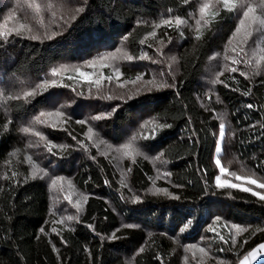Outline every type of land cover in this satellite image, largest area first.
<instances>
[{
    "label": "trees",
    "instance_id": "1",
    "mask_svg": "<svg viewBox=\"0 0 264 264\" xmlns=\"http://www.w3.org/2000/svg\"><path fill=\"white\" fill-rule=\"evenodd\" d=\"M32 2L0 0V31L21 23L32 29L0 39V125L11 121L0 128V264H237L264 243V201L215 183L217 158L230 172L264 182V41L253 45L254 34L241 44L242 14L221 10L196 39L197 0H34L39 14ZM176 16L187 23L153 27ZM233 47L244 52L237 56ZM144 53L150 59L123 58ZM225 56L253 63L232 65ZM53 69L61 70L53 76ZM41 112L52 113L46 124L35 123ZM128 143L144 155L117 151ZM38 169L47 175L31 179ZM234 226L248 231L236 235Z\"/></svg>",
    "mask_w": 264,
    "mask_h": 264
},
{
    "label": "snow or ice",
    "instance_id": "2",
    "mask_svg": "<svg viewBox=\"0 0 264 264\" xmlns=\"http://www.w3.org/2000/svg\"><path fill=\"white\" fill-rule=\"evenodd\" d=\"M184 3H188L189 0H183ZM197 2L199 3V18L195 20V25H196V39H202L203 37V28L205 27H209L211 23L216 22L217 17L220 15V11L223 10L226 13H235L237 14L238 18L239 16L242 14V19H239V26L235 29L236 33H240L241 29L245 30V35H244V39L241 40V44H247L249 38H252L255 34V40L253 41V45H255L256 41H264V0H257V2H254V0H208V2H203V0H197ZM29 8H32L34 10V12L36 14H39L43 9H42V5L40 3H35L34 0L32 3L28 4ZM259 9V12H258ZM77 12L79 11H83V9H77ZM171 11V10H169ZM54 15V13H53ZM75 17H73L74 19ZM42 22V21H41ZM187 21L185 19H182L179 16H176L174 18H167L162 20L160 23L154 25V28H158L161 26H167V27H173L175 26L177 29L181 28L184 24H186ZM27 29V31L31 32L32 29L27 27L25 24L21 23L19 25L18 28H12L10 30L7 31H0V39H7L9 36L16 34V35H20L22 34V31ZM181 35H183V32L180 33ZM150 36L155 37L156 36V32L155 30H153L150 34ZM31 39H38L37 36L32 35L30 37ZM141 43H144V40L140 41ZM119 51V50H118ZM232 52H235L237 56L240 55L241 52H244V48L241 47L240 51L237 52V49L235 47H233L231 49ZM115 57H113L114 59ZM124 59H126L129 62H132L135 59H139V60H144V59H150V57H148L147 53H144L142 55H140L139 57H134L132 55H128L125 54ZM98 60H106L108 59L107 56H101L97 58ZM175 59V58H173ZM226 60H231L232 65H237L240 63H245L247 65H250L253 63L252 60H238L235 56L229 57V56H225ZM261 59H264V56L261 57ZM97 63V60H93L90 62L89 66H94ZM260 61L257 60L256 61V65L257 68L259 67ZM105 67H107L108 65H104ZM64 67V66H62ZM61 69H53L52 70V75L56 76L59 74ZM64 70H67L66 67H64ZM225 70L226 71H230V72H237L238 68L237 67H230L228 65H225ZM76 71L79 73V75L81 77H83L86 81H89L90 83H94L95 85L99 86L101 84V80L97 79V80H92L91 79V74L89 73H85L80 71L79 69H76ZM114 71L117 74V79L119 78L120 72L119 69H114ZM260 72L256 71L253 73V75H259ZM241 76H245V78L247 79L248 77L246 76V74L244 72H240ZM221 76H223V73H221ZM103 79H108L111 80L112 77L108 76V77H104ZM142 80V76H137L135 80L130 81V83L132 84H136L138 81ZM220 83H223V81H217ZM149 83H152L151 81ZM45 84H47V82H45ZM56 81L53 80L51 81V85L55 86ZM121 87H123L124 85L121 84ZM45 85H37V88H44ZM164 87H172V85H169L167 83H161L159 85H157V88H164ZM139 92L137 91L136 93H133L131 96H129V99L133 98V96L138 95ZM247 94V93H246ZM36 95L35 91L32 92H26L25 93V97H33ZM9 99H12V97H9ZM211 99V98H210ZM248 108H252L253 105L252 104H248L247 105ZM46 115L51 116L52 113H44L41 112L39 116L36 117L35 119V123L37 124H46V120L42 119L43 117H45ZM56 116L59 117H63L64 113L63 112H56L55 113ZM101 116H96L93 117V119L99 120L101 119ZM65 123L67 121H64ZM11 123V121H7L5 122L3 125H0V128L7 130L9 124ZM78 123L80 124H85L86 121H78ZM49 126H54V125H49ZM158 127L163 130L165 128H169L171 127V125H167V124H162V125H158ZM22 132H24L25 134H32L35 135L37 137H40L41 140H44L45 137L39 132L34 130L33 128L30 127H25L21 129ZM3 133L0 132V135H2ZM94 133H93V129L91 127H89L88 129V138L92 139ZM225 135H226V126L221 123L219 125V131H218V137H219V141L220 143L217 144L216 146V153L219 154L222 151V143L225 140ZM75 138V137H74ZM141 139L144 140H149V139H155L156 135L152 134V135H148V136H141ZM137 139V137H133L132 140L135 141ZM47 149L48 152L53 153V148L56 147L55 145H52L51 142L47 143ZM61 148H64L65 146H59ZM19 150L17 149L16 151L12 152L10 155L11 156H16L17 152ZM117 151H120L122 153L123 156L125 157H130L132 156V153H135V156H142L144 155V153H142L140 151V149L138 148H134L132 143H128L123 145L122 148L117 149ZM55 154V153H53ZM163 155V153L161 154V156ZM147 158V157H145ZM160 157H156V159H159ZM27 160L31 161L32 158L26 157ZM133 163H135V159L133 158L132 160ZM215 164L219 170V174L216 175L215 177V183H216V187L217 188H238L241 191H245V192H251L253 196H256L259 198V200L264 201V194L254 191L252 188L250 187H243L241 184L238 183H233L230 179H222L223 176L225 175H230L232 178H234L237 181H245L246 183L250 184V185H255L256 188L259 189H264V182H261L255 178H253V175H238L236 172H230V170L226 167V166H222L221 163V159L217 158L215 160ZM129 171H131V169H129ZM16 173H13V176H15ZM47 175V173L44 171V169H38L36 171H33L32 175H31V179L36 180V179H44V176ZM7 178V177H6ZM58 179H62V178H58ZM52 185L55 186L57 184V180H52ZM126 186V185H125ZM66 199H68V197H65ZM178 198V197H176ZM86 199V197H85ZM137 200L139 199L138 197L136 198ZM67 220L71 221L76 219V217L74 216H68L66 217ZM219 220V218H217ZM59 223H63V221H59ZM91 227V226H90ZM128 227H131V225H129ZM235 227V232L236 235H240L242 232H247L248 229L247 228H240L238 226H234ZM41 232H44V229L40 230ZM209 231H214V229H209ZM261 231H264V229H261ZM53 232H56V229H53ZM219 235V234H217ZM115 238V237H114ZM220 240H224L223 236H219ZM234 240V238H233ZM244 243H247V241H244ZM143 248L140 249L141 252H143ZM199 251L201 253H204V255H207V252L205 251L204 248H200ZM221 251H223V249H221ZM260 255H264V243H261L259 245H257L255 248H253L251 251L247 252V254L243 255L242 258L238 259L237 264H251V261L257 260L258 256Z\"/></svg>",
    "mask_w": 264,
    "mask_h": 264
},
{
    "label": "rangeland",
    "instance_id": "3",
    "mask_svg": "<svg viewBox=\"0 0 264 264\" xmlns=\"http://www.w3.org/2000/svg\"><path fill=\"white\" fill-rule=\"evenodd\" d=\"M220 143V142H219ZM223 179V178H222ZM244 182V181H243ZM264 261V255L258 256L257 260L251 261V264H257L259 262Z\"/></svg>",
    "mask_w": 264,
    "mask_h": 264
}]
</instances>
